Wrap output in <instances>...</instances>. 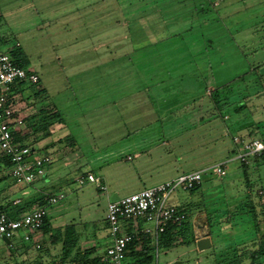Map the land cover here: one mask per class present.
Segmentation results:
<instances>
[{
  "label": "rangeland",
  "instance_id": "rangeland-1",
  "mask_svg": "<svg viewBox=\"0 0 264 264\" xmlns=\"http://www.w3.org/2000/svg\"><path fill=\"white\" fill-rule=\"evenodd\" d=\"M18 45L24 69L39 77L18 89L24 144L53 162L32 185L0 171V208L41 188L62 192L47 210L49 225H75L81 247L96 255L109 244L114 193L122 198L225 163L235 155L234 136L264 141V75L255 70L264 64V0H0V51ZM55 111L62 123L33 130L28 118ZM254 161L250 189L235 162L223 177L204 174L195 192L170 194L166 205L203 211L187 224L193 241L183 232L191 243L160 247L152 264H218L224 249L251 239L254 225L238 212L246 198L264 204V164ZM87 173L108 190L77 185ZM21 234L11 246L0 240V264H38L45 243L34 248ZM204 237L212 247L199 251Z\"/></svg>",
  "mask_w": 264,
  "mask_h": 264
},
{
  "label": "built area",
  "instance_id": "built-area-1",
  "mask_svg": "<svg viewBox=\"0 0 264 264\" xmlns=\"http://www.w3.org/2000/svg\"><path fill=\"white\" fill-rule=\"evenodd\" d=\"M39 77L31 70L18 67L10 54L0 51V154L9 163L10 175L15 182L32 185L44 177L46 167L52 164L49 155H38L36 148L17 142V136H25L21 93L18 89L24 84L36 85ZM25 106V105H24ZM26 137V136H25ZM235 155L225 163L217 164L203 170L182 173L178 177L157 184L151 188L140 190L131 195L108 203L105 218L109 230V244L102 254V261L110 264H123L127 248L136 238L150 236L153 238L156 257L158 256L157 240L165 232L167 226L180 227L187 219L193 220L203 211L192 207L189 216L176 207L166 205L170 194L176 190L190 191L201 186L203 175L211 173L220 178L226 175L224 167L231 161L248 164L251 159L264 158V141L254 138L234 136L232 138ZM7 168V169H8ZM77 185L95 184L100 192H106L107 186L91 173L80 175ZM65 198L64 193L51 196L50 206L58 204ZM16 200L14 203H18ZM47 208H35L17 219H10L0 210V240L3 237L11 240L21 231V239L25 243L32 242L34 248L40 247V228L47 216ZM191 214V215H190ZM144 222L151 225L146 226ZM130 228L132 233L126 230ZM9 243V245H10ZM12 244V243H11Z\"/></svg>",
  "mask_w": 264,
  "mask_h": 264
},
{
  "label": "trees",
  "instance_id": "trees-1",
  "mask_svg": "<svg viewBox=\"0 0 264 264\" xmlns=\"http://www.w3.org/2000/svg\"><path fill=\"white\" fill-rule=\"evenodd\" d=\"M18 47L19 45L14 47L16 50L12 48L5 52L11 55L18 67L25 68V61L22 55L18 53ZM263 66L264 64L258 66L255 69L256 72H258V70ZM28 121H30L33 130L40 131L41 129L49 128L55 123H62L63 119L61 114H59L58 111H55L54 113L45 116L40 121H38L33 116L28 118ZM258 127L260 126L258 125L255 128L257 129ZM16 140L19 143H23L25 141V136H17ZM254 160V163L256 164L260 161L264 164V158H255ZM8 167L9 163L6 161L5 156L0 154V171H7ZM240 167L243 178L242 182L246 189H250L252 186V181L248 178L249 168L247 164H241ZM2 181L3 178L0 177V185ZM199 188L200 186L190 190V192H195ZM54 195V192H47L41 188L40 191H36L35 193L31 194L27 199L19 200V202L16 204H8L4 208H0V210L5 212L10 219H17L21 215L35 208H51L52 206L48 204V200ZM246 199L247 200L241 204L239 209L240 212H238L239 214H236L242 216L240 219L241 222L246 220L247 222L253 223L254 231H251V239L244 241L239 245L230 246L224 249V252L221 256V261L218 264H264V225H259L260 220H264V204L262 206L257 204L261 208V210H258L254 200L250 198ZM178 210L188 213L184 210ZM224 216H228L229 224H232V222L235 220L233 219L234 215L232 214L230 215L226 213ZM206 219L207 223L210 225L211 221L208 219V217ZM190 221L191 220L188 218L187 221H185L180 227L169 224L165 232L158 237L157 250H159L160 247L170 249L179 239H181L186 244H190L193 241L191 229L187 226ZM238 223L239 222L236 224ZM40 231L44 236L42 241L45 243V245L42 248H38H41L38 254V264H110L108 262H103L101 257L102 254L96 255V251L93 247H81L79 234L76 230V226L73 224H65L61 227L52 228L49 225V220L46 216ZM126 231L128 233H132L130 228H127ZM183 232H190L189 234H191V242L188 238V240L185 239ZM28 245H32L31 242H28ZM8 246H11V243ZM53 251L54 254L52 253ZM154 251L155 247L153 246L152 237L141 236L140 239L136 238L131 244H129L123 264H152Z\"/></svg>",
  "mask_w": 264,
  "mask_h": 264
},
{
  "label": "water",
  "instance_id": "water-1",
  "mask_svg": "<svg viewBox=\"0 0 264 264\" xmlns=\"http://www.w3.org/2000/svg\"><path fill=\"white\" fill-rule=\"evenodd\" d=\"M259 74L260 75H264V66L263 67H261L260 69H259ZM118 197V195L115 193V194H113L112 196H111V198H110V202H113V201H115L116 200V198ZM197 217V216H196ZM195 217V218H196ZM194 218V219H195ZM205 225H207V224H205ZM201 230V229H200ZM207 235H209L208 233H207ZM2 241L6 244V245H9V240L7 239V238H5V237H3L2 238ZM196 247H197V249L199 250V251H204V250H206V249H210L211 247H212V244H211V240H210V238L209 237H204V238H201V239H199V240H197L196 241ZM171 264H180V262H178V261H176V262H173V263H171Z\"/></svg>",
  "mask_w": 264,
  "mask_h": 264
},
{
  "label": "crops",
  "instance_id": "crops-1",
  "mask_svg": "<svg viewBox=\"0 0 264 264\" xmlns=\"http://www.w3.org/2000/svg\"><path fill=\"white\" fill-rule=\"evenodd\" d=\"M233 150L235 151V149H234V147H233ZM232 158V157H231ZM230 163H235L234 161H231ZM203 170V169H202ZM197 171H199V170H197ZM179 172H181V171H179ZM174 179V178H173ZM115 194V193H114ZM117 194V193H116ZM118 195V194H117Z\"/></svg>",
  "mask_w": 264,
  "mask_h": 264
}]
</instances>
